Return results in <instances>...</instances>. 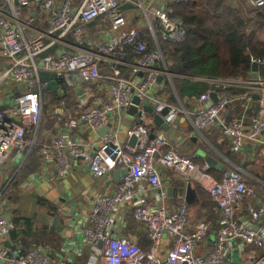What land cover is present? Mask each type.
<instances>
[{
	"label": "built area",
	"instance_id": "obj_1",
	"mask_svg": "<svg viewBox=\"0 0 264 264\" xmlns=\"http://www.w3.org/2000/svg\"><path fill=\"white\" fill-rule=\"evenodd\" d=\"M183 1H125L136 4V12L144 13L145 25L153 39L148 40L140 26L129 27L133 18L121 8L124 3L121 0H0V54L8 60L7 65H0V92L8 87L14 95L8 107L0 108L1 163L21 158L32 147L27 134L35 131L42 122L45 91H54L39 77V70L62 76L59 82L63 86L73 85L71 75L74 73L90 88L101 80H110L113 101L84 108L78 116L67 115L66 123L71 127H77L85 120L93 128H100L108 123L112 114H120L133 105L135 96L140 98L141 119L130 130V135L137 137L134 146L120 141L117 130L107 131L99 142L62 135L41 145L42 158L55 159L61 175L71 169L72 161L76 159L88 163L93 174L99 177L118 168L127 170L118 180L114 193L97 197L88 217L89 224L84 232L93 252L87 264H230L233 240L264 246V198H260L247 183L243 172L236 169L226 171L220 180L208 187L216 209L223 215L222 227L208 252H199L198 246L206 237L209 226L201 224L192 228L185 203L174 212H168L163 205L135 209V217L144 221L153 242L149 250L117 232L121 204L132 197L140 183L146 182L156 188L161 186V168H173L189 179H199L204 185L209 176L207 168L200 166L192 156L171 147L165 132L151 138L150 127L143 120L145 103L152 104L156 112L169 107L164 116L166 122L171 123L179 115L180 108L159 99L157 91L159 79L168 73L161 65L165 62L162 42L178 43L187 35L185 22L173 13V6ZM248 1L255 8L264 7V0ZM39 11L49 14L47 28L43 30L33 26ZM97 20L114 33L110 40L90 48L85 46L89 41L87 27ZM33 29L36 33L28 34ZM67 36L76 40L77 51L51 53L50 48L64 42ZM129 50L137 55L132 61L126 56ZM102 63L110 65L111 73L102 71ZM255 63L261 72L264 57H252L251 65ZM126 66L132 69L130 76L123 72ZM206 79L218 89L246 86L264 93V77ZM61 92L64 93V89ZM86 94L79 100L81 107L88 104ZM210 95L211 92L203 93L200 99L205 101ZM230 101L231 98L224 95L196 109L193 118L197 128L218 123L235 151L242 150L246 137L264 144V98L260 113L253 118L249 129L242 120L223 116ZM249 197L260 200L257 205L248 206V218L244 219L237 215V210ZM17 227L9 211L0 204V237L9 236ZM164 238H170L173 245L162 256L158 252ZM0 264H49V255L40 246L13 250L0 244ZM61 264L67 262L62 260ZM249 264H264V253L253 257Z\"/></svg>",
	"mask_w": 264,
	"mask_h": 264
},
{
	"label": "crops",
	"instance_id": "obj_2",
	"mask_svg": "<svg viewBox=\"0 0 264 264\" xmlns=\"http://www.w3.org/2000/svg\"><path fill=\"white\" fill-rule=\"evenodd\" d=\"M121 1L127 3L125 1L128 0ZM251 8L255 7L252 5ZM124 10L130 18H133L129 27L140 26L145 38L153 40L145 25L144 13L136 12V8L133 7ZM48 15L39 11L33 24L34 29L47 28ZM34 29L29 30L28 34H35ZM87 30L89 41L85 46L90 48L96 47L98 42L110 40L114 33L102 25L100 20L90 23ZM75 51H77L76 40L73 36H67L64 42L56 43L50 48V52L54 54ZM126 56L131 61L137 57L130 50ZM1 64H8V60L2 54H0ZM161 65L163 69L168 70V73L159 79L157 97L178 106L180 112L167 129L156 125L151 113H144L143 120L150 127V134L152 128H155V135L165 132L170 146L179 153L192 156L200 166L207 168L209 176L205 179L206 185H204L199 179H189L173 168H161V186L156 188L146 182L140 183L132 197L121 204L120 218L116 225L117 232L149 250L153 242L144 221L135 217V209L139 206L163 205L168 212H174L185 203L192 228L201 224L209 226L206 237L198 246V251L204 253L213 246L222 227L223 218L222 213L215 207L208 187L216 180H220L226 171L236 169L243 172L247 183L258 192L260 198H264V144L259 140L246 137L242 150L235 151L218 123L208 128H197L193 112L202 105L227 95L231 101L223 111V116L242 120L249 129L253 118L260 113L264 93L261 89L249 90L246 86L214 88L206 79L210 78L209 76L184 75L169 68L166 53L165 62ZM101 69L103 72L111 73L108 63H102ZM123 72L126 76H130L132 69L126 66ZM246 77L264 76L260 71L251 68ZM71 80L73 82L71 86H63L60 82V89L53 88L54 91H48L47 117L35 131L27 134L31 149L21 158H11L5 163L0 162V204L3 209L9 211L14 220L18 219V227L9 236L0 237V244L13 250L20 248L28 250L31 247L40 246L48 253L49 264H61L62 260H65L67 264H87L93 252L90 243L85 239L84 228L86 224H89L88 217L99 195L111 194L117 190L118 180L123 175L120 171L123 169L118 168L117 174L114 170L99 177L93 174L88 163L76 159L72 161L71 169L61 175L55 159L42 158L41 145L50 142L55 136L62 135H71L85 142H99L105 135L102 131L104 129L117 130L120 141L129 143L132 137L130 130L141 119L138 111L130 112L127 108L120 114H112L108 123L97 129L85 120H81L77 127L69 126L66 123L67 115L78 116L84 108L95 104H109L113 101L110 80H101L92 88L79 80L78 74H72ZM187 80L206 84L208 88L201 91L199 95L191 94L184 84ZM79 86L86 88L88 104L85 107H81L79 102L85 94V92L83 95L79 94ZM7 88L0 92V108H6L13 102L14 97L9 98V94L13 93L10 88L8 90ZM67 88L75 92L77 108H72V102L63 98L66 96ZM63 89L64 93L61 92ZM206 92H211V95L202 101L200 95ZM256 94H259L260 98H257ZM45 98L44 93V104L47 102ZM60 116L63 117L62 120L58 119ZM209 156L215 160V165L209 164L207 161ZM189 182H192L193 196L188 201ZM258 200L252 197L246 198L243 206L238 208L237 215L244 219L248 218V206L257 205ZM172 245L170 238H164L159 255H166ZM232 245L233 256L230 258V264H249L253 257L264 253V246L245 245L241 239L233 240Z\"/></svg>",
	"mask_w": 264,
	"mask_h": 264
},
{
	"label": "trees",
	"instance_id": "obj_3",
	"mask_svg": "<svg viewBox=\"0 0 264 264\" xmlns=\"http://www.w3.org/2000/svg\"><path fill=\"white\" fill-rule=\"evenodd\" d=\"M173 10L185 22L187 35L178 43H162L172 70L190 76L246 77L252 57H264V40L257 29L264 22V7L251 8L253 16L227 0H185ZM261 74L264 76V66ZM184 84L195 95L208 88L193 80ZM67 89L63 98L77 108L75 92ZM15 222L18 224V219Z\"/></svg>",
	"mask_w": 264,
	"mask_h": 264
},
{
	"label": "water",
	"instance_id": "obj_4",
	"mask_svg": "<svg viewBox=\"0 0 264 264\" xmlns=\"http://www.w3.org/2000/svg\"><path fill=\"white\" fill-rule=\"evenodd\" d=\"M128 7H133V8H137V5L136 4H132V3H123L121 5V8L122 9H126ZM252 69L255 70V71H259V65L258 64H253L252 65ZM39 77L44 80V81H47L48 82V85L54 89H59L60 87V82L59 80L62 78V76H59L57 73L55 72H50V71H46V70H39ZM78 79L79 80H82V77L78 75ZM78 92L79 94L83 95V92H85V88H83L82 86H79L78 87ZM213 94V93H212ZM256 97L257 98H260V95L259 94H256ZM133 102L134 104L131 105L128 110L130 112H139V114L141 115L142 114V111L139 110L138 108V105L140 104V98L138 96H135L133 98ZM143 110L144 112L146 113H151L153 116H154V121H155V124L156 125H159L161 126L162 128L164 129H167L169 127V122H166L164 116L168 113V111L170 110L169 107H166L164 108L161 112H156L154 106L150 103H145L143 105ZM105 130H102L104 131L103 133L105 134ZM107 131V130H106ZM155 136V128H152L151 129V137L154 138ZM136 141H137V137L135 135H133L131 138H130V141H129V144L134 146L136 144ZM207 161L209 162V164L211 166L215 165V160H213L210 156L207 158ZM120 172H122V174H125L127 172L126 169H123L121 170ZM115 173L117 174V169L115 170ZM193 196V189H192V182H189L188 183V194H187V200H191Z\"/></svg>",
	"mask_w": 264,
	"mask_h": 264
},
{
	"label": "rangeland",
	"instance_id": "obj_5",
	"mask_svg": "<svg viewBox=\"0 0 264 264\" xmlns=\"http://www.w3.org/2000/svg\"><path fill=\"white\" fill-rule=\"evenodd\" d=\"M231 1L227 0V2L229 4L241 9L244 14H247V15L248 14H252L253 15V13L250 12V9H251L252 5L249 3L248 0H231ZM257 29H258L259 38L264 40V22H262L261 24H258ZM13 97H14L13 94H9V98H13ZM48 101L49 100H47V102L44 104L42 123L44 121V118H46L47 114H48V105H47V104H49Z\"/></svg>",
	"mask_w": 264,
	"mask_h": 264
}]
</instances>
